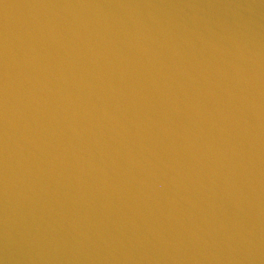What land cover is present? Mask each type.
Instances as JSON below:
<instances>
[{
    "label": "water",
    "instance_id": "1",
    "mask_svg": "<svg viewBox=\"0 0 264 264\" xmlns=\"http://www.w3.org/2000/svg\"><path fill=\"white\" fill-rule=\"evenodd\" d=\"M0 264H264V0H0Z\"/></svg>",
    "mask_w": 264,
    "mask_h": 264
}]
</instances>
